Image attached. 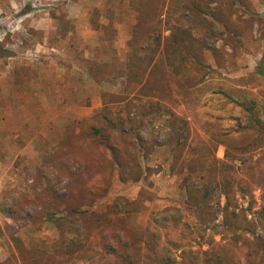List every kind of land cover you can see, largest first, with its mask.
<instances>
[{"label": "trees", "instance_id": "1", "mask_svg": "<svg viewBox=\"0 0 264 264\" xmlns=\"http://www.w3.org/2000/svg\"><path fill=\"white\" fill-rule=\"evenodd\" d=\"M128 3L136 22L123 67L110 57L93 60L87 70L97 83L123 78L124 88L120 93L102 91L103 103L85 128L86 139L105 148L104 159L121 169L122 182L139 181L143 169L136 155L138 146L145 150L143 157L148 153L140 126L147 116L169 110L168 169L181 177L183 204L154 213L144 231L122 219L132 211L125 196L115 197L105 208H91L86 189L79 185L84 165L70 167L82 163L77 123L67 127L72 140L58 142L42 156L41 166L51 162L56 174L38 170L28 190L10 189L0 197V212L11 222L10 230L14 225L50 219L59 232L57 241L37 252L27 251L11 235V257L19 264H264V91L262 97L242 88H236L240 93L220 91L242 111V116L234 118L233 129L204 121L201 132L192 135L188 115L191 103L199 100L195 95L214 71L205 50L211 51L218 66L223 65L217 42L237 41L257 14L247 0ZM96 17L97 10L91 20L95 28L112 32L111 20L102 25ZM164 32H168V45L176 49L172 52L190 63L187 73L179 75L169 68L172 62L159 61ZM10 55L0 44V57ZM256 70L264 77V55ZM219 145L224 148L221 158L216 155ZM63 180L66 183L60 186ZM256 188L261 202L253 209ZM258 227L262 233H256Z\"/></svg>", "mask_w": 264, "mask_h": 264}, {"label": "rangeland", "instance_id": "2", "mask_svg": "<svg viewBox=\"0 0 264 264\" xmlns=\"http://www.w3.org/2000/svg\"><path fill=\"white\" fill-rule=\"evenodd\" d=\"M247 3L257 14L253 24L237 41L216 44L223 65L218 66L211 51L205 50L214 71L195 95L199 100L191 103L188 115L192 118V135L201 132L204 121L235 128L234 118L242 116V111L220 91L240 93L236 88H242L262 97L264 77L256 69L264 55V0ZM95 10L99 24L107 25L111 20L112 32L95 28L91 21ZM135 22L128 0H0V44L11 52L8 57H0V197L6 190H28L38 170L49 176L56 174V165L51 162L41 166L42 156L58 142L72 140L67 127L79 123L76 134L83 153L78 161L82 163L70 167L84 165L79 185L86 189L91 208H105L115 197L125 196L132 211L122 219L131 228L144 231L151 216L163 207L182 206L185 194L181 177L168 169L171 150L166 139L172 121L168 108L155 117L147 116L140 126L148 153L143 157L145 150L138 146L136 155L143 169L139 181L122 182L121 169L105 161V148L86 139L85 128L103 103L102 91L120 93L124 88L123 78L95 82L87 73L88 66L95 59L111 57L123 67ZM167 36L164 32L161 38L159 61L164 65L172 62L169 68L179 75L187 73L190 63L182 54L172 52L176 49L168 45ZM223 152L219 145L217 157H223ZM65 183L63 180L60 186ZM260 193L257 188L253 192V209L260 205ZM247 200H243L244 206ZM10 224L0 212V264H19L11 257V235L30 252L49 247L59 238L54 220L26 222L12 226V230ZM256 233H262L260 227Z\"/></svg>", "mask_w": 264, "mask_h": 264}]
</instances>
